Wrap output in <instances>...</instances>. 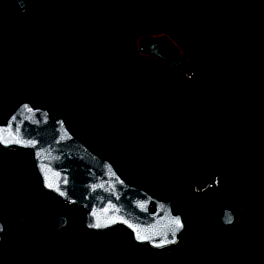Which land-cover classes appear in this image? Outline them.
Segmentation results:
<instances>
[{"label":"rangeland","instance_id":"obj_1","mask_svg":"<svg viewBox=\"0 0 264 264\" xmlns=\"http://www.w3.org/2000/svg\"><path fill=\"white\" fill-rule=\"evenodd\" d=\"M5 1L9 3V0ZM97 1L96 10L100 12L97 19L103 32L92 40L88 39V42L93 41L89 54L85 49L80 52L87 55L81 69L86 75L84 84L88 81V86L94 82L99 86L117 83L126 70L137 66L141 55L136 42L146 35L168 36L187 58L193 72L200 75V53L192 39L194 31L209 21L213 12L234 8L238 0H197L188 15L179 21L165 18L169 0H157L154 4L143 0ZM52 6L51 0H27L20 17L22 25L31 29L39 19V10ZM145 10L155 14L152 24H146L143 18ZM157 28H161L160 34L151 33ZM224 50L235 57L240 56L236 46H228ZM201 60L204 64L207 58L203 56ZM214 67L216 72L210 89H202V83L197 82L201 89L193 87L187 92L191 97L183 99L184 103L187 100L198 103L197 108H193L192 120L186 116L190 112L185 105L183 107L187 112L175 120L168 117V111L163 113L169 119L168 123H175V127L168 128L152 116L119 115L115 103L108 102L112 98L108 96L105 118L116 117L128 126L130 120L126 117H140L136 126L144 127L142 137L147 139L148 144L146 158L121 153L111 143L102 142L98 135L95 139L92 126L70 123L56 98H53L50 110L62 115L74 134L92 149L99 150L98 154L107 157L124 176H129L130 169L134 168L132 163H145L148 171L145 187L153 195L163 198L177 189H186L179 194L176 202L183 207L181 212L187 215V232L178 246L166 248L162 253L172 258L170 264H194L200 257L208 258L211 264H264V124L251 119L249 114L245 117L240 115L237 120L228 118L224 121L202 114L199 110L201 100L210 103L211 96L218 99L227 96L222 85L224 68L218 63ZM92 72L99 76L97 81H94L96 78L89 79ZM128 76L131 77V74L128 73ZM257 79L264 80V69L257 71ZM135 82L143 86H159L177 97L181 79L168 70L145 71L131 79V83ZM4 90L0 80V122L10 113L9 107L13 109L17 104L16 98L5 94ZM115 94L113 90V96ZM48 98L49 95L41 94L37 104L48 108ZM122 105L125 106L124 103ZM131 105L129 107L133 109ZM88 107L92 105L82 107V117ZM89 117L94 118L95 114L91 112ZM151 123L155 126L152 127ZM173 133L179 146L195 147L196 152H186V155L171 150L172 146L166 143V138ZM228 159L234 164L242 162L245 166L252 164V167L237 180L221 183L217 187L215 178L218 168L222 161ZM18 189L20 192L14 199V192ZM28 189L31 191L27 192ZM194 203L209 216L206 228L197 232L191 231L198 222ZM226 206L233 208L238 218L233 226L223 229L219 215ZM61 213L68 216L69 224L55 232L51 222ZM0 215L10 231L9 235L5 232L0 247V264L9 259L18 264H76L77 260L81 261L78 264H143L139 261L143 254H155L135 245L123 226L103 232L86 231L82 225L84 210L64 205L53 194L44 191L35 179L30 161L17 150L0 148ZM160 261L159 264H167L162 257Z\"/></svg>","mask_w":264,"mask_h":264},{"label":"trees","instance_id":"obj_2","mask_svg":"<svg viewBox=\"0 0 264 264\" xmlns=\"http://www.w3.org/2000/svg\"><path fill=\"white\" fill-rule=\"evenodd\" d=\"M51 1L53 6L49 9L41 8L36 25L30 29L21 23L22 11L5 0H0V80L5 94L15 97L17 104L23 100L39 103L41 94H46L49 95L46 102L50 109L54 103L53 98H56V102L64 108L65 116L70 123L76 126L79 124L92 126L95 139L96 135L100 137L101 134L110 140L117 137L115 129L107 131L103 129L111 124L101 121L108 110L105 107L108 96L112 97L108 102L115 103L117 114L156 117L159 122H163L162 125L171 128L176 124H169V119L163 113L168 111L170 114L168 117L175 120L176 117H182L183 112L184 114L187 112L183 107L185 105L190 112L186 116L192 120L193 108H197L198 103L188 100L184 103L183 99L191 97L187 92L193 87L198 88L197 82L202 83L204 86L202 89H210L216 72L214 66L218 63L224 68L222 85L227 96L221 99L211 96L210 103L201 100L199 110H202V114L207 118L212 117L221 121L228 118L237 120L240 115L245 117L249 114L251 119L264 124V80L257 79V71L264 69V0H238L234 8L213 12L209 21L194 31L192 39L200 53V75L195 74L192 69L191 74L187 75L161 60L141 55L140 63L126 70L124 73L127 74L123 73V77L119 76L117 83L103 86L95 82V85L92 84L94 86H88V81L84 84L86 75L82 74L81 69L83 61L87 59L86 54H89L90 47L93 46V41L88 42V39L92 40L103 32L102 25L97 19V14H100L96 10L98 1ZM143 1L154 4L157 0ZM196 2L197 0H169L165 18L179 21L188 15ZM154 17L155 14L146 10L143 13L148 25L152 24ZM151 33L160 34L161 28L154 29ZM228 46L239 48L240 56L235 57L224 50ZM82 49L87 51L86 54L81 55ZM203 56L207 58L204 64L201 62ZM161 70L171 71L181 79L177 97L156 85L143 86L136 82L131 83V79L142 72ZM92 74H89V79L96 78L94 81H97L99 76L93 72ZM113 90L117 93L115 96ZM122 103H127L126 107ZM128 103L132 104L133 109ZM85 104L92 107L86 108L82 117L81 110ZM9 108L12 110L11 106ZM91 112L95 114L94 118L89 117ZM120 125L127 126L124 122ZM151 126L154 127L155 124L151 123ZM181 129L180 127V131ZM238 138L240 139L239 136ZM166 143L172 146L171 150L181 151L183 154L196 152L195 147L179 146L175 133L166 138ZM230 160L222 161L220 165L233 163ZM236 164L245 166L242 162ZM16 191L14 199L20 192L19 189ZM30 191L31 189H28L27 192ZM4 216L5 214L2 218ZM3 222L6 226L4 220ZM6 233L10 234L7 226ZM164 261L170 264L172 258L165 255ZM76 262L81 263L79 260ZM4 264L18 263L9 259Z\"/></svg>","mask_w":264,"mask_h":264},{"label":"water","instance_id":"obj_3","mask_svg":"<svg viewBox=\"0 0 264 264\" xmlns=\"http://www.w3.org/2000/svg\"><path fill=\"white\" fill-rule=\"evenodd\" d=\"M22 11L27 0H9ZM137 51L154 57L190 75L191 65L179 47L166 35L138 38ZM0 147L17 150L29 158L40 187L57 197L64 205L84 210L83 228L103 232L123 226L134 243L166 249L178 243L185 229L183 215L173 207L175 190L163 198L128 183L105 156L95 153L72 133L64 117L47 107L20 101L0 122ZM251 165L225 163L219 166L218 180L232 179L247 172ZM179 219L180 224L175 221ZM234 211L224 207L220 222L229 226ZM69 218L62 213L51 222L57 232L65 229ZM6 226L0 215V247ZM146 237L145 239H138ZM196 264H210L201 258Z\"/></svg>","mask_w":264,"mask_h":264},{"label":"flooded vegetation","instance_id":"obj_4","mask_svg":"<svg viewBox=\"0 0 264 264\" xmlns=\"http://www.w3.org/2000/svg\"><path fill=\"white\" fill-rule=\"evenodd\" d=\"M124 104H127V103H124ZM130 103H128V105H129ZM123 118V117H122ZM122 118H120L121 120H122ZM127 118V120H130V124H133V123H135V124H137V123H139V120H140V117H138V116H128V117H126ZM125 118V119H126ZM132 118H133V120H132ZM66 120V119H65ZM82 120H84V118H82ZM100 120V119H99ZM102 120H104L103 122H106V123H110L111 124V126H108V127H104L103 129L105 130V131H107V130H112V129H115V131H116V135H117V137H114L112 140H110V139H107L106 137H104L102 134L100 135V140L102 141V142H104V143H111L113 146H115V150H119V151H121V153H126V154H129V155H139V156H141V157H144V158H146V157H148V144H147V141H145V140H147V139H143V137H142V132H144L143 130H144V127L143 126H141L140 128H139V126L137 127L136 125L135 126H130V125H128V126H124V125H120L124 120H122V121H118V119H116V117H111V118H101V121ZM66 123H67V125H68V122L66 121ZM125 123V122H124ZM68 127H69V125H68ZM69 129H70V127H69ZM71 130V129H70ZM72 131V130H71ZM73 134H74V132H72ZM74 135H76V134H74ZM141 137H140V136ZM77 136V135H76ZM78 137V136H77ZM79 138V137H78ZM89 146V145H88ZM90 147V146H89ZM0 148H2V147H0ZM91 148V147H90ZM92 149V148H91ZM95 153H97L98 154V152L97 151H99V150H97V149H92ZM96 150V151H95ZM26 157V156H25ZM28 160H29V158L28 157H26ZM30 161V160H29ZM31 163V162H30ZM113 164V163H112ZM114 165V164H113ZM132 165H133V167L134 168H131L130 169V174H129V176H124L122 173H120L118 170H117V168H116V166L114 165V167H115V169L117 170V172L128 182V183H130V184H132V185H135V186H137L138 188H140V189H142V190H145V191H147V192H149L147 189H146V185H147V182H148V171H147V169H146V164L145 163H142V162H140V163H132ZM31 166H32V171H33V165H32V163H31ZM218 171H219V168H218ZM34 172V171H33ZM243 174H245V173H243ZM243 174H241V175H239V176H237V177H235V178H232V179H223V180H218L217 179V176H218V172H217V175H216V178H215V186H219L221 183H228V182H233V181H235V180H237L239 177H241ZM34 175H35V173H34ZM35 179H36V181H37V183H38V179H37V177H36V175H35ZM38 185H39V183H38ZM40 186V185H39ZM178 190V193H177V195H176V197H175V199H174V201H173V207H174V209L176 210V211H178V212H180L182 215H183V218H184V222H185V229H184V231H183V233L180 235V237H179V240H178V243L176 244L177 246L181 243V240H182V238H183V236L185 235V233L187 232V227H186V221H185V218L187 217V215H185L184 213H182L181 212V210H182V206L180 205V204H178L177 202H176V199H177V197L179 196V194L180 193H182L183 191H185L186 189L185 188H181V189H177ZM150 193V192H149ZM150 194H152V193H150ZM153 195V194H152ZM155 196V195H154ZM157 197V196H156ZM160 198V197H159ZM194 206L196 207L197 205H196V203H194ZM227 207V206H226ZM197 209H195V215H196V217H198V222L196 223L197 224V226H194L192 229H191V231H193V232H197V231H200L201 229H203V228H206V225H208V223H209V221H208V213H206L205 211H203L201 208L202 207H196ZM229 208H231V207H229ZM190 209V208H189ZM233 211H234V214H235V220H234V222H233V224L234 223H236V221H237V218H238V215H237V213L235 212V210L233 209V208H231ZM188 212H190V210L188 211ZM62 214V213H61ZM59 215V214H58ZM221 215V214H220ZM220 215H219V223L221 224V228H223V229H228L229 227H231V226H233V224H231V225H229V226H225V225H223L221 222H220ZM53 220V219H52ZM117 227V226H116ZM111 229H113V228H111ZM110 229V230H111ZM126 229V228H125ZM127 230V229H126ZM128 231V230H127ZM129 232V231H128ZM129 234H130V237H131V240H132V235H131V233L129 232ZM132 242H133V240H132ZM134 243V242H133ZM135 245H137V246H141V247H143V248H145V249H147V251L148 250H152L153 252H155V254L154 255H150V254H148V253H146V254H143L141 257H140V259H139V261H141L143 264H149L150 262L152 263V264H159V262H161L160 261V258L162 257L163 258V260H164V256L165 255H162V253L165 251V249H155V248H151L150 246H148L147 244H143V245H139V244H136V243H134ZM176 245H174V246H176ZM173 246V247H174ZM172 247V248H173ZM201 258H206V257H200L199 259H201ZM198 259V260H199ZM208 259V258H207ZM177 260V259H176ZM198 260L194 263V264H196L197 262H198ZM209 260V259H208ZM209 263L211 264V262H210V260H209ZM76 264H78V263H76Z\"/></svg>","mask_w":264,"mask_h":264},{"label":"snow or ice","instance_id":"obj_5","mask_svg":"<svg viewBox=\"0 0 264 264\" xmlns=\"http://www.w3.org/2000/svg\"><path fill=\"white\" fill-rule=\"evenodd\" d=\"M175 223L177 224V225H179L180 224V221H179V219H177L176 221H175ZM146 237H139L138 236V239H145Z\"/></svg>","mask_w":264,"mask_h":264},{"label":"bare ground","instance_id":"obj_6","mask_svg":"<svg viewBox=\"0 0 264 264\" xmlns=\"http://www.w3.org/2000/svg\"><path fill=\"white\" fill-rule=\"evenodd\" d=\"M225 164V163H224Z\"/></svg>","mask_w":264,"mask_h":264}]
</instances>
